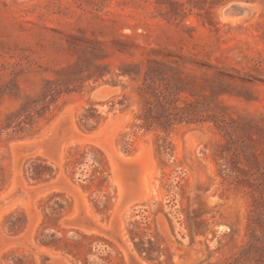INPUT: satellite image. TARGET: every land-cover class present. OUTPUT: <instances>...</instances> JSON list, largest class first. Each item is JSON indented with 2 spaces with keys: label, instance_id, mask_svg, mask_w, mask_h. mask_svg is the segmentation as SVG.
Instances as JSON below:
<instances>
[{
  "label": "rangeland",
  "instance_id": "rangeland-1",
  "mask_svg": "<svg viewBox=\"0 0 264 264\" xmlns=\"http://www.w3.org/2000/svg\"><path fill=\"white\" fill-rule=\"evenodd\" d=\"M0 264H264V0H0Z\"/></svg>",
  "mask_w": 264,
  "mask_h": 264
},
{
  "label": "trees",
  "instance_id": "trees-1",
  "mask_svg": "<svg viewBox=\"0 0 264 264\" xmlns=\"http://www.w3.org/2000/svg\"><path fill=\"white\" fill-rule=\"evenodd\" d=\"M168 102H170V101H166V103H168ZM162 118H163L162 120L164 122V125L170 126L174 122H181V121L185 120L186 117H183L179 114H176V115L169 114V115H164Z\"/></svg>",
  "mask_w": 264,
  "mask_h": 264
}]
</instances>
